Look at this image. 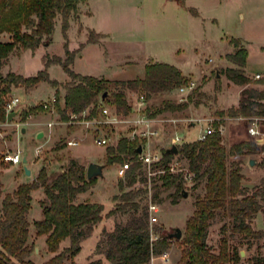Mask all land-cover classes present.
Instances as JSON below:
<instances>
[{
  "label": "trees",
  "instance_id": "1",
  "mask_svg": "<svg viewBox=\"0 0 264 264\" xmlns=\"http://www.w3.org/2000/svg\"><path fill=\"white\" fill-rule=\"evenodd\" d=\"M85 1L0 0V35H9L7 40H0V122L6 120L4 105L12 85L28 87L39 82L62 85L50 78L48 67L51 64H59L71 78L62 85L65 90L62 105L60 90L58 87L55 89V107L62 120H69L70 114H80L84 110L88 111V118L96 117L101 113V104H108L117 114L126 115L132 111L126 90L139 91L149 100L154 94L188 85L189 79L179 68L164 62L148 63L142 76L127 80L76 73L71 64L77 51L70 50L67 42L64 44V58L44 55L43 68L33 75L23 76L12 71L2 73L13 53L34 52L40 45L51 43L58 16L67 41L70 16L77 15L79 5ZM93 34L99 35L90 30L87 42H97ZM237 41L231 40L236 49L226 54V59L236 67H226L221 73L242 86L250 82L244 71L247 49L238 46ZM254 83L256 86L240 90L237 106L217 112L220 118L212 122L214 131L208 132L204 140L182 141L175 154L164 153L166 148H163L160 161L149 166L138 159L137 147L144 144L145 138L123 136L115 145L108 146L105 164L128 162L129 167L124 178L117 182L119 193L113 196L114 204L107 212L100 202L76 200L78 194L96 182V177L87 179L86 168L74 158H70L61 170L48 172L42 165L34 180L20 182L6 192L0 175V264H35L29 258L33 250L28 243L31 225L37 236H45L47 250L53 253L41 264H78L75 256L81 249V241L90 236L104 218H118L120 215L125 216V220L116 221L111 230L102 229L96 244V251L103 258L90 260L88 264H146L170 247V238L161 237L163 234L159 227H150V203L158 206L169 198L170 203L175 204L187 186L194 190L202 188V193L195 195L194 210L187 218L183 237L179 240L181 254L176 264L239 263L242 257L236 246L230 247L223 237L219 250L215 252L208 246L207 236L211 221L220 211L231 218L232 234L239 233L243 238L264 236V230H255L251 226L253 217L258 212L264 213L261 202L264 201V176L260 186L249 191L248 186L242 184L246 178L243 171L245 160L240 157L264 151V141L249 139L246 128L237 126L242 137L235 138L227 146L219 131L225 116H258L262 118L264 129V78ZM104 92L106 95L102 98ZM203 96L204 93L196 87L186 95L185 101L165 100L161 106L148 105L146 109L152 118L164 113H179L188 109L190 104L197 106L202 103ZM36 108L37 104L31 106V109ZM20 115L25 120L28 113L23 111ZM173 160L180 162L181 169L169 170ZM261 164L264 166V158ZM188 173L191 174L190 179L186 178ZM38 189L42 191L38 200L42 216L30 221L33 193ZM147 199V202H142ZM154 234L156 239L152 238ZM64 241H69V244L59 250ZM255 261L250 264H264V257Z\"/></svg>",
  "mask_w": 264,
  "mask_h": 264
},
{
  "label": "rangeland",
  "instance_id": "2",
  "mask_svg": "<svg viewBox=\"0 0 264 264\" xmlns=\"http://www.w3.org/2000/svg\"><path fill=\"white\" fill-rule=\"evenodd\" d=\"M90 30L99 33L93 34L97 39L95 43L87 42ZM8 37L5 33L0 35V40H7ZM232 39H237L238 46L247 49L244 71L251 77L250 82L242 86H256L255 80L264 78V0H86L79 5L78 14L70 16L67 41L63 37L61 18L58 16L51 43L40 45L34 52L26 50L13 53L2 73L12 71L17 74H35L43 68L44 55L65 57L66 42L70 50L77 51L71 68L80 74L131 79L142 76L144 66L148 63L164 62L174 65L189 79L188 84L193 81V88H199L204 96L202 103L197 106L190 104L183 112L164 113L152 118L148 129L156 131V134L151 135L147 146L152 151L162 150L168 147L176 132L182 136V141L196 140L201 128L211 124L210 120H219L218 111H227L237 106L242 86L231 82L221 73L226 68L225 64L233 65L226 59V54L236 49L231 43ZM48 71L50 78L62 85L71 81L59 64H53ZM256 73L260 75L259 78H254ZM62 85L52 86L48 82L28 87L12 85L11 92L6 95V98L11 94L20 97L23 105L21 112L28 113L25 119L28 122L17 129L16 123L24 122L21 112L10 122H0V175L4 192L12 190L16 175H26L23 163L10 164L2 160L6 152L15 151L19 147L22 154L30 158L29 166L38 169L45 165L48 172L61 170L70 158L76 159L85 168L94 161L105 164L106 148L115 145L119 138L129 137L135 132L142 139L139 132L147 127L143 124L134 125V120L138 116L150 117L146 109L148 105L161 106L165 100L185 101L190 92L176 88L154 94L146 100L143 93L126 90L127 101L132 106L130 113L117 114L119 121L116 123L104 122L100 113L96 116V121L86 128L84 123L62 120L56 107L53 112L44 109L43 104L52 101L56 87L60 90V103L63 104L65 90ZM141 100L144 101L143 104L139 103ZM32 101L37 104L36 109H31ZM105 106L109 108V115L116 113L113 107L108 104ZM35 121L42 122L46 128L47 121L53 123L50 138L36 152L35 135L31 133V123ZM246 125L247 119L243 120L241 116H225L221 123L225 144L228 146L235 138L242 137L236 127L246 128ZM21 128L27 131L22 133ZM12 129L15 130L13 136ZM98 136L105 137L107 143L97 144L95 138ZM68 139L78 141L77 145H68ZM240 157L245 160V166H250L243 170L246 178L242 180V184L253 191L260 186L264 176V166L261 164L264 151ZM248 158H253L255 164L249 165ZM49 161L53 162L50 167ZM124 163L105 164L104 177H96V182L78 198L100 202L106 212L114 204L113 196L119 193L117 182L125 176V172H120L121 164ZM184 192L187 195L184 196L183 193L177 203L172 204L169 198H165L156 210L150 211L151 228L157 226L165 234L179 227L182 231L181 238L183 237L186 220L194 210L195 195L202 193V188L194 190L187 186ZM150 195L151 191L148 197ZM38 198L39 190H36L32 199V216L38 210L41 212ZM147 201L148 199L142 202ZM261 202L264 206V201ZM125 218L122 215L118 218L106 217L99 222L95 226L96 235L91 233L81 241V249L75 256L76 262L88 264L90 260L103 258L96 251L102 229L111 230L116 221ZM232 225L231 218L222 211L211 221L207 236V244L211 250L217 252L225 237L230 247L236 246L240 252L243 251L242 259L235 264H250L256 262L255 259L264 257V236L243 238L239 233L232 234ZM251 226L255 230H264L263 212H258L253 217ZM180 239L170 238L169 249L161 255L153 256L146 264H176L181 254ZM28 243L33 248L29 258L35 264H41L53 255L47 250L45 236H37L32 225ZM68 244L69 241H64L59 250Z\"/></svg>",
  "mask_w": 264,
  "mask_h": 264
},
{
  "label": "built area",
  "instance_id": "3",
  "mask_svg": "<svg viewBox=\"0 0 264 264\" xmlns=\"http://www.w3.org/2000/svg\"><path fill=\"white\" fill-rule=\"evenodd\" d=\"M260 75L259 74H255L254 78H259ZM194 87V82L191 81L188 85L185 86H180L179 89L180 91H190L191 89H193ZM143 99V97H141ZM140 104H143L144 101L141 100L139 102ZM23 105L21 104V101L19 99L18 96L11 94L8 96L4 108H5V112L6 114L8 112L14 111L19 109L20 112L22 110ZM43 107L45 110L48 111H54L55 110V98H52V101L50 103H44ZM100 109H101V116H102V120L104 122H109V123H116L117 121H119V118L117 116V113L114 114H110L109 115V108L107 106H105L104 104L100 105ZM109 115V116H108ZM88 111L84 110L83 112H81L80 114H75L72 113L69 115V122H74V123H84L86 128H89L91 126V124H93L96 121V117H92V118H88ZM241 119H247V125H246V136L251 139V140H258V141H264V129L262 128V118L258 117V116H250V117H244ZM152 121V117H146V116H138L135 120H134V125H145L147 128L146 129H142L139 132V135L142 138H145V142L144 144L141 145V151L138 153V159L147 164L148 166L154 162L160 161V159L162 158V150L157 149L155 151H152L148 148L147 146V142L150 139L151 135L156 134V131H153L151 129H148L150 122ZM211 124L205 127H202L197 139L198 140H204L206 137V134L208 132H212L214 131V128L212 126V122L213 120H210ZM21 123H16V127L17 129H19ZM53 123L52 122H47V126L50 129L52 127ZM219 131H222L221 125L219 126ZM135 132L129 136L131 139L135 137ZM182 136L179 135L177 132L174 134V136L171 138L170 143L168 144V147L171 146L172 144H180L182 142ZM95 142L99 145H105L107 143V139L105 137H96L95 138ZM78 141H75L74 139H70L67 141L68 145H75L77 144ZM39 151V149L37 150ZM22 154V149L17 147V149L15 151H8L6 152L3 157L2 160H4L7 163L10 164H20L22 163V158H23ZM180 162L178 160H173L170 164H169V170L170 171H176L181 169L180 167ZM129 167V163L125 162L124 164H121L120 167V172H125V170ZM186 178L190 179L191 178V174H187ZM158 208V206L156 204L150 203L149 205V211H153L156 210ZM153 239H156L157 236L153 235L152 237Z\"/></svg>",
  "mask_w": 264,
  "mask_h": 264
},
{
  "label": "crops",
  "instance_id": "4",
  "mask_svg": "<svg viewBox=\"0 0 264 264\" xmlns=\"http://www.w3.org/2000/svg\"><path fill=\"white\" fill-rule=\"evenodd\" d=\"M92 43V42H91ZM30 51V50H29ZM32 52V51H31ZM75 58V57H74ZM10 59V58H9ZM73 61H74V59H73ZM73 63V62H72ZM232 63V62H231ZM230 63V64H231ZM53 64H51L49 67H48V69L52 66ZM72 65V64H71ZM225 67H236V65L233 63V65H228V64H225ZM38 71V70H37ZM79 73V72H78ZM20 74H21V72H20ZM24 73H22V75H23ZM82 74H84V73H82ZM256 74H258V73H256ZM24 75H26V76H29V75H27V74H24ZM31 75H33V74H31ZM49 75H51L50 73H49ZM88 75H93V74H88ZM143 75V74H142ZM245 75H247L248 77H251L250 75H248L246 72H245ZM68 76V75H67ZM93 76H97V77H104V78H107V79H117V80H127V79H120V78H108V77H105V76H103V75H93ZM135 78V77H134ZM237 85V84H236ZM239 86H241V85H239ZM242 88H244V86H242L241 88H240V90L242 89ZM16 96H18V95H16ZM19 97V96H18ZM19 99H20V97H19ZM21 101V100H20ZM33 102V101H32ZM20 114V113H19ZM18 114V115H19ZM18 115H17V117H18ZM16 117V116H15ZM16 117V118H17ZM30 119V118H29ZM24 122H18V123H21L20 124V126L24 123L25 125L27 124V122H28V119L25 121V120H23ZM47 122H49V121H47ZM32 124V129H31V133L32 134H34L35 135V138H34V141H35V151L34 152H36L39 148L41 149L43 146H44V144H46V142L48 141V138H50V133H51V131H52V127L49 129L48 128V126H47V128L46 127H44V124L42 123V122H40V121H35V122H33V123H31ZM46 125H47V123H46ZM16 129V128H15ZM12 132V136L14 135V133H15V130H11ZM27 131V129H25V132ZM39 132H42V136L40 137V138H38L37 137V135H38V133ZM22 137H20V139H21ZM68 140H70V139H68ZM67 140V141H68ZM75 145H77V144H75ZM75 145H71V146H75ZM71 151L73 152V150H72V148H71ZM26 158H27V166H28V168L30 169V174H29V176L30 177H25L26 175H22V174H19L18 176L16 175H14L15 177H14V180H13V183H12V189L13 188H15L20 182H31L32 180H34L35 179V177H36V175H37V173H38V170H39V168L38 169H36V168H34L33 166H29L28 165V162H29V160H30V158L28 157V156H26ZM248 160H249V158H248ZM94 162H97V161H94ZM49 164H48V167H50V165H52L53 164V162L52 161H49L48 162ZM250 165V164H249ZM249 167L250 166H244V170H247V169H249ZM105 169V168H104ZM104 169H103V172H104ZM2 176V175H1ZM5 186V185H4ZM39 190V198L42 196V191L40 190V189H38ZM82 193H80V194H78L77 195V201L78 202H80V201H84V200H82V199H79L78 197H81L82 195H81ZM39 198H38V200H39ZM37 200V201H38ZM39 204V203H38ZM40 207V206H39ZM32 208V207H31ZM41 208V207H40ZM110 209V208H109ZM109 209H107V211L109 210ZM106 211V212H107ZM40 213H41V215H40ZM40 216V217H39ZM41 216H42V212H39V210L37 211V214L35 215V216H32V214H31V209H30V211H29V219H30V221H33V220H36V219H39V218H41ZM99 224V223H98ZM96 231H97V227H95L94 228V230H93V232H92V235L93 234H95L96 235Z\"/></svg>",
  "mask_w": 264,
  "mask_h": 264
},
{
  "label": "water",
  "instance_id": "5",
  "mask_svg": "<svg viewBox=\"0 0 264 264\" xmlns=\"http://www.w3.org/2000/svg\"><path fill=\"white\" fill-rule=\"evenodd\" d=\"M216 76L217 77L219 76L218 72L216 73ZM105 95H106V92L103 93L102 98H104ZM31 104L34 105L35 102H31ZM19 113H20L19 109L11 111V112H8L6 114V121L10 122ZM21 132L24 133L25 132V128H21ZM41 136H42V132H39L37 137L40 138ZM140 151H141V145H138L137 152L139 153ZM164 153H173V154L177 153V145L176 144H172L171 146L167 147L166 150L164 151ZM22 163H23L22 167H23L24 173L26 175H29L30 174V169L27 166V158H26V156H23ZM249 164L250 165H254L255 164V160L253 158H250L249 159ZM104 168H105V164H98V163H95V162H90L87 165V168H86V178L87 179H91V178H94V177H104V174H103V169ZM186 195H187V193L184 192V196H186ZM181 236H182V231H181V229L179 227H175L173 229V231L167 232V233L161 235V237L175 238V239H180ZM240 254L243 255V251H241Z\"/></svg>",
  "mask_w": 264,
  "mask_h": 264
}]
</instances>
